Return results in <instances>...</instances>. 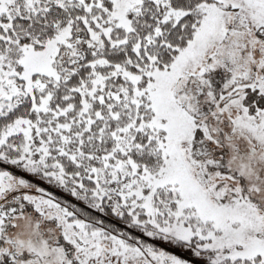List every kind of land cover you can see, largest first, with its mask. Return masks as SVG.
I'll return each instance as SVG.
<instances>
[{"label":"snow or ice","instance_id":"obj_1","mask_svg":"<svg viewBox=\"0 0 264 264\" xmlns=\"http://www.w3.org/2000/svg\"><path fill=\"white\" fill-rule=\"evenodd\" d=\"M0 264H264V0H0Z\"/></svg>","mask_w":264,"mask_h":264}]
</instances>
